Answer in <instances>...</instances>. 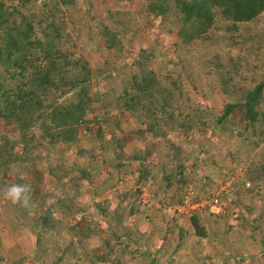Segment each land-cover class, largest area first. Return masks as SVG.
I'll list each match as a JSON object with an SVG mask.
<instances>
[{
    "label": "trees",
    "instance_id": "obj_1",
    "mask_svg": "<svg viewBox=\"0 0 264 264\" xmlns=\"http://www.w3.org/2000/svg\"><path fill=\"white\" fill-rule=\"evenodd\" d=\"M137 19L164 31L169 53L133 50ZM261 22L264 0H0V228L32 244L0 264H158L153 249L167 264L184 249L264 264ZM146 132L165 159L139 143ZM215 133L228 139L213 148ZM120 176L150 180L164 208L188 189L207 202L152 210Z\"/></svg>",
    "mask_w": 264,
    "mask_h": 264
},
{
    "label": "rangeland",
    "instance_id": "obj_2",
    "mask_svg": "<svg viewBox=\"0 0 264 264\" xmlns=\"http://www.w3.org/2000/svg\"><path fill=\"white\" fill-rule=\"evenodd\" d=\"M134 6L133 3H129V2H124L121 1L118 4V7L121 11H125L126 9H130ZM102 7V6H101ZM121 17V16H119ZM153 20V18H152ZM151 20V21H152ZM260 24V22L258 21L256 23V27H258ZM261 24H264L261 22ZM135 27L137 28V31L135 32V36H134V41L131 44L133 50L134 46L139 45V44H144L146 49H152L155 53V55H157L158 53H160L161 51L163 52V50H166L167 53H169V42L167 39L166 34L164 33V31L159 28V27H155V25L153 26V22L148 23L145 22L141 19H137L135 22ZM117 62L119 66H123L122 63H120L121 58L117 57H113L111 58V61ZM112 61V62H113ZM132 124V122H131ZM121 128H126V127H122ZM217 133V132H216ZM211 134V141H209V146L216 148L217 144L216 142L218 140H225L228 139V137H226L225 134H219L217 136V134ZM222 133H224V131H222ZM145 137H142L139 141V143L141 142V144H144L145 146L149 147L153 152L155 157L159 158V159H165L166 158V150L164 147V143L162 142L161 138H157L154 135L150 134L149 132H146ZM136 145H138V142L135 140L134 141ZM140 145V144H139ZM140 148L144 147L142 145L139 146ZM110 155L109 154H105V160L109 163L110 160ZM107 166H104V168H106ZM240 166H237L236 169V173L234 175H232V177H230V179L225 183V184H220L218 187V191L219 190H223L224 188H226L225 186H227L226 184H229L231 180H238L239 178H241L242 174L240 171ZM27 171V170H26ZM44 178V179H43ZM43 181L41 183H48L49 182V178L48 177H42ZM240 180V179H239ZM127 184L128 186H131L133 189L137 188L139 190V195H138V199L139 201L144 204V205H148L150 206V208L152 210L155 209H162L164 207L160 206V204L157 202V199L152 195V191L150 189V187L153 185L150 180H147L144 184H132L131 179H128V176H120L118 179V184L122 185V184ZM190 184L186 185L187 187H192L194 186V184L198 183L197 181L194 182L189 181ZM246 184V182H245ZM119 186V185H118ZM214 192V191H213ZM216 192V190H215ZM104 195L106 194V192L103 193ZM116 201V199L114 197H112V202L111 204L113 205L114 202ZM125 202V201H124ZM154 202V204L152 203ZM176 203V202H175ZM175 203H169L170 205H166V207L164 208V210L166 212H173L174 209L171 207L173 205H175ZM169 207V208H168ZM212 210L214 211H218V212H223L224 209L222 207H218V206H213L211 207ZM230 211V209H228ZM0 214H1V218H2V223H4L7 219H8V215L5 212V210L0 209ZM178 212H181L182 214L188 212L187 209H183V210H178ZM242 215L241 212H239L237 214V216ZM9 227L11 228V231L8 230V232L6 230H4V228H0L1 230V234H2V239H1V247H0V253L3 256V258L7 261L9 260H13L19 256H21L23 253H25L26 251H30L31 250V242L29 240V237L27 235V233L23 230H20L14 227L13 222H8ZM145 223H141V227L145 226ZM171 236L169 234H165L164 237L162 238L161 241H159L158 244H160V246L164 245L163 248H165V244H174L173 242L170 241ZM158 242V241H155ZM167 248V247H166ZM158 252L159 250L156 251V249H153V255L157 256V260H158V264H167L164 259L163 255H159L158 256ZM162 252V251H160ZM175 259L173 260L174 264H217L215 263L214 260L207 259L206 257H200L199 259H197V257L195 255H193L188 249H184L182 253H179L178 255L175 254L174 255ZM196 261H199L198 263ZM29 261L26 260V264H36L34 262L28 263ZM148 264H152V263H148Z\"/></svg>",
    "mask_w": 264,
    "mask_h": 264
},
{
    "label": "built area",
    "instance_id": "obj_3",
    "mask_svg": "<svg viewBox=\"0 0 264 264\" xmlns=\"http://www.w3.org/2000/svg\"><path fill=\"white\" fill-rule=\"evenodd\" d=\"M193 195V193L191 192L190 189L186 190L183 196V200L180 204L177 205H173L172 208L178 209V210H183V209H189L192 207H195L197 205L203 206L207 201L205 199H201L199 201H196L195 203L191 202V196ZM211 204L214 205L216 204V197L215 195H211ZM169 208V207H168Z\"/></svg>",
    "mask_w": 264,
    "mask_h": 264
}]
</instances>
